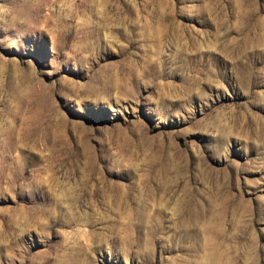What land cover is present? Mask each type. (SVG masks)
<instances>
[{
    "label": "rangeland",
    "instance_id": "obj_1",
    "mask_svg": "<svg viewBox=\"0 0 264 264\" xmlns=\"http://www.w3.org/2000/svg\"><path fill=\"white\" fill-rule=\"evenodd\" d=\"M0 264H264V0H0Z\"/></svg>",
    "mask_w": 264,
    "mask_h": 264
}]
</instances>
